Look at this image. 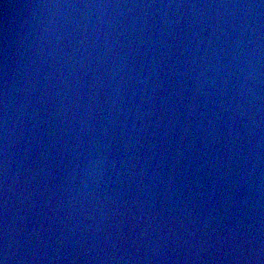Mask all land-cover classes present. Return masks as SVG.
<instances>
[{"label":"water","instance_id":"obj_1","mask_svg":"<svg viewBox=\"0 0 264 264\" xmlns=\"http://www.w3.org/2000/svg\"><path fill=\"white\" fill-rule=\"evenodd\" d=\"M0 264H264V0H0Z\"/></svg>","mask_w":264,"mask_h":264}]
</instances>
